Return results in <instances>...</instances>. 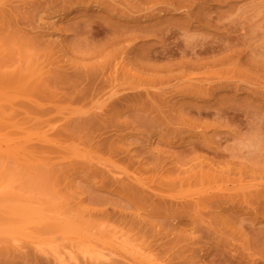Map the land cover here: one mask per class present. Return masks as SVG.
Returning <instances> with one entry per match:
<instances>
[{
  "label": "rangeland",
  "instance_id": "1",
  "mask_svg": "<svg viewBox=\"0 0 264 264\" xmlns=\"http://www.w3.org/2000/svg\"><path fill=\"white\" fill-rule=\"evenodd\" d=\"M0 145V264H264V0H0Z\"/></svg>",
  "mask_w": 264,
  "mask_h": 264
},
{
  "label": "bare ground",
  "instance_id": "2",
  "mask_svg": "<svg viewBox=\"0 0 264 264\" xmlns=\"http://www.w3.org/2000/svg\"><path fill=\"white\" fill-rule=\"evenodd\" d=\"M36 246H38V245H36ZM48 248H49V252L52 255H57V259L59 262L62 263L64 261L62 259L63 253L59 252V250L57 249V247L55 245H48ZM125 252L130 256L129 250H127ZM68 253L70 255L72 254L70 250H68ZM79 253L82 255L83 260H90V261H94L96 263H99L100 261H103V260H105V261L109 260V257H107L106 255H103L102 253H99L96 250H94L93 248L85 246L84 244H81V247L79 248ZM131 257H132L133 261L136 260L134 256H131ZM69 259H73V258L70 256ZM73 260L75 261V259H73ZM133 264H135V263H133Z\"/></svg>",
  "mask_w": 264,
  "mask_h": 264
}]
</instances>
